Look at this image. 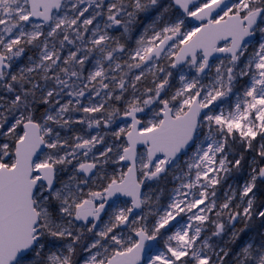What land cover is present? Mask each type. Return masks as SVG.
I'll list each match as a JSON object with an SVG mask.
<instances>
[{
	"label": "snow or ice",
	"instance_id": "snow-or-ice-1",
	"mask_svg": "<svg viewBox=\"0 0 264 264\" xmlns=\"http://www.w3.org/2000/svg\"><path fill=\"white\" fill-rule=\"evenodd\" d=\"M0 264H264V0H0Z\"/></svg>",
	"mask_w": 264,
	"mask_h": 264
}]
</instances>
